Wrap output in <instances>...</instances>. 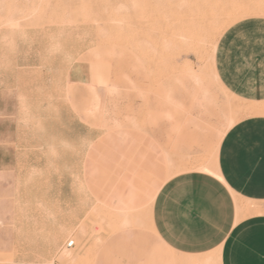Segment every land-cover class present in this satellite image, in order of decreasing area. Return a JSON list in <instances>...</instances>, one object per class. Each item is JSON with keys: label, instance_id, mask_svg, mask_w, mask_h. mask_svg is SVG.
Listing matches in <instances>:
<instances>
[{"label": "rangeland", "instance_id": "rangeland-1", "mask_svg": "<svg viewBox=\"0 0 264 264\" xmlns=\"http://www.w3.org/2000/svg\"><path fill=\"white\" fill-rule=\"evenodd\" d=\"M262 15L264 0H0V264H165L143 193L219 176L213 133L264 115L223 85L213 43Z\"/></svg>", "mask_w": 264, "mask_h": 264}, {"label": "crops", "instance_id": "crops-1", "mask_svg": "<svg viewBox=\"0 0 264 264\" xmlns=\"http://www.w3.org/2000/svg\"><path fill=\"white\" fill-rule=\"evenodd\" d=\"M260 17L250 16L246 26L248 34L244 38L248 39L249 43L241 52L244 63L236 62L233 48L235 42L231 33L222 35L219 61L215 54L216 71L223 85L241 100L253 103L264 102V45L261 43L264 42V21ZM228 29L224 33L228 32ZM237 123H242L245 135L238 141H230L233 144L231 158L222 159L219 148V176L191 170L170 178L161 187L164 194L179 191L184 194V198L178 205L168 203L162 208L161 197L153 223L157 233L162 234L164 211L169 217L174 211H198L205 204L203 193L206 187L215 184L214 177H222L227 186V193L223 194L219 215L225 224L231 215L236 224L240 225L236 228L234 224V231L229 232L233 239L229 242L228 264H264V211L239 212L237 205V199H240L245 203L253 201L264 208V115L248 116ZM167 251L165 264H197L205 256L215 252L206 248H177L174 245H167ZM220 259L219 255V258L210 264H218Z\"/></svg>", "mask_w": 264, "mask_h": 264}, {"label": "snow or ice", "instance_id": "snow-or-ice-1", "mask_svg": "<svg viewBox=\"0 0 264 264\" xmlns=\"http://www.w3.org/2000/svg\"><path fill=\"white\" fill-rule=\"evenodd\" d=\"M250 17H241L236 20L234 24L224 33L227 36L232 34V39L235 42L233 45L236 62L238 64L244 63L241 56L242 50L248 45L249 40L244 36L248 34L247 24ZM264 21V15L260 17ZM219 43L213 41L216 45V56L219 61L221 55L220 44L223 43V37H218ZM264 45V42H261ZM245 135L242 123L233 122L225 124L218 128L212 135L208 144L209 152L212 155V165L214 167L216 162L217 147L221 150V158H231L233 144L230 141H238ZM171 174V173H169ZM214 176V173L210 174ZM167 179L166 175H161L153 184L152 188L143 193V204L138 210L143 216L148 226L151 227L152 221L155 218L156 208L161 204V197H163V206L168 203L179 204L184 194L179 191L169 192L164 194V190L160 185ZM215 184L208 185L204 190L203 197L205 204L196 212H173L169 217L166 211L163 212L164 226L162 234L153 231L151 233L154 242L174 245L177 248H187L191 250H199L206 248L217 251L221 256L218 264H228L227 253L230 246V241L233 239L229 232L234 231L233 225L236 224L235 218L231 215L228 218V223L225 224L219 213L223 205V194L227 193V186L223 183L222 177H214ZM165 187H168L165 185ZM159 190V195H157ZM156 197L154 200L153 197ZM240 225L236 224V228Z\"/></svg>", "mask_w": 264, "mask_h": 264}, {"label": "built area", "instance_id": "built-area-1", "mask_svg": "<svg viewBox=\"0 0 264 264\" xmlns=\"http://www.w3.org/2000/svg\"><path fill=\"white\" fill-rule=\"evenodd\" d=\"M76 247V242H75V240H70L67 244H66V248L67 249H73V248H75Z\"/></svg>", "mask_w": 264, "mask_h": 264}, {"label": "bare ground", "instance_id": "bare-ground-1", "mask_svg": "<svg viewBox=\"0 0 264 264\" xmlns=\"http://www.w3.org/2000/svg\"><path fill=\"white\" fill-rule=\"evenodd\" d=\"M95 213V212H94ZM107 214V213H106Z\"/></svg>", "mask_w": 264, "mask_h": 264}]
</instances>
